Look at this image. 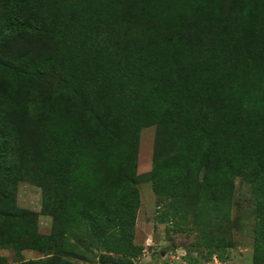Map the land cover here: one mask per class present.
Instances as JSON below:
<instances>
[{"label":"trees","instance_id":"16d2710c","mask_svg":"<svg viewBox=\"0 0 264 264\" xmlns=\"http://www.w3.org/2000/svg\"><path fill=\"white\" fill-rule=\"evenodd\" d=\"M0 14V105L16 117L0 124V224L14 229L0 245L45 254L12 264H77L63 256L87 252L140 264V177L177 229L202 236L207 251L192 261L227 260L239 177L255 203L252 263L264 264V0H0ZM148 125L152 167L137 175ZM13 131L41 155L47 235L16 206Z\"/></svg>","mask_w":264,"mask_h":264},{"label":"rangeland","instance_id":"374dc122","mask_svg":"<svg viewBox=\"0 0 264 264\" xmlns=\"http://www.w3.org/2000/svg\"><path fill=\"white\" fill-rule=\"evenodd\" d=\"M1 3L5 7L7 0H1ZM2 41H5V37L4 32L0 29V42ZM46 81L55 83L56 77L48 74ZM8 90L9 87L2 82L0 93L5 95ZM0 124L9 128L16 124V117L5 111L2 104L0 105ZM155 130V125L144 126L140 129L135 156L137 175L147 173L152 167ZM9 135L11 147L6 162L12 166L18 175L16 186L13 188L16 206L32 212L36 218L37 231L47 235L51 230L53 207L50 203L51 198L47 196L43 188L46 171L41 155L30 148H22L14 131L10 132ZM35 144L37 145V140H35ZM137 188L140 204L136 214L134 242L143 247V252L138 259L140 264H152L160 261L161 255L167 254L169 251L197 255L198 257L206 253L207 249L204 247L203 238L196 229L180 230L172 223L170 211L158 203L150 180L140 177ZM254 222V200L249 194V186L238 177L235 179L231 220L223 231L229 241L227 264H253L251 257ZM190 224L189 219L187 221L182 220L179 226L188 227ZM12 233H14L12 227L5 228L0 224V236L8 237ZM30 240L36 243L32 239ZM29 244L30 241L26 243V240H21L23 248L20 257L15 254L14 248L11 246L0 245V263L12 264L17 259L29 261L45 256L44 252ZM79 248L83 249L80 245ZM63 258L77 264H100L97 252H87L86 255L76 257L65 254Z\"/></svg>","mask_w":264,"mask_h":264},{"label":"built area","instance_id":"2783aa9c","mask_svg":"<svg viewBox=\"0 0 264 264\" xmlns=\"http://www.w3.org/2000/svg\"><path fill=\"white\" fill-rule=\"evenodd\" d=\"M160 261L152 264H227L225 260L218 257L216 254H212L208 259L192 261L188 259L186 253H180L177 251H169L167 254L161 255Z\"/></svg>","mask_w":264,"mask_h":264}]
</instances>
